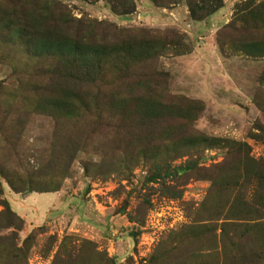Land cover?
Returning <instances> with one entry per match:
<instances>
[{"label": "rangeland", "instance_id": "obj_1", "mask_svg": "<svg viewBox=\"0 0 264 264\" xmlns=\"http://www.w3.org/2000/svg\"><path fill=\"white\" fill-rule=\"evenodd\" d=\"M205 2L220 5L194 20L188 0H42L40 14L36 0H0V201L20 218L0 202V245L24 248L14 262L53 264L65 239L62 264H97L98 253L115 264H264L259 236L217 226L241 210L264 215V0ZM73 27L93 44L124 41L141 60L94 67L88 90L63 59L32 55ZM60 76L90 109L63 118L30 108L66 92ZM138 95L158 113L140 128L120 115ZM232 141L256 164L244 170ZM31 199L26 216L48 207L47 224L19 214ZM204 225L217 226L214 241Z\"/></svg>", "mask_w": 264, "mask_h": 264}, {"label": "trees", "instance_id": "obj_2", "mask_svg": "<svg viewBox=\"0 0 264 264\" xmlns=\"http://www.w3.org/2000/svg\"><path fill=\"white\" fill-rule=\"evenodd\" d=\"M39 1L42 0H36L35 3V10L36 13L41 10L40 8L37 9V6L39 4ZM203 3L202 5H198L194 0H188V10L189 14L192 19L194 20H200L212 12L215 11V9L220 5H209L208 3L205 2V0H202ZM43 19V18H42ZM43 25V24H42ZM74 28V32L70 31H65L62 34H56V33H49L51 34V38L47 39L43 43H41V47L39 46L38 49L40 51L38 52V49H34L32 52L33 56H56V58H60L62 60V64H66V67L68 68L69 71L68 75L69 77L73 80V82L82 81L83 86L85 88H89L95 85L97 82V79L92 76L94 67L97 70V68L100 70L98 71L101 73V66L103 65H111L116 63L118 64L117 68L120 67V69H125L126 70L129 68V66L133 63H137L141 59L139 58V55L135 54V52L131 51V48L129 46L123 47L124 41L121 42L120 47H111L108 48L106 45L102 44H93L89 41V39H84L80 38L79 31ZM23 29V28H22ZM21 29V30H22ZM36 51V52H35ZM111 52H114L115 54H119L118 59L114 57V61L110 60L108 58L109 54ZM102 63H104L102 65ZM70 64V65H69ZM62 79L61 81L66 84V92L61 94V96L56 95V96H49V97H43L45 94L42 93L38 99L32 100L29 102L30 108L35 111L39 112H46V114L49 115H57L61 116L63 118H72L75 116L80 115L83 111L86 112L90 107L87 104V98L85 96H88V94H85L84 92L81 96L79 95L78 92L75 90V85L74 88L69 87V83L71 82L68 80L69 78L67 76H60ZM82 85V84H81ZM84 89V88H83ZM89 90V89H88ZM142 95H138L135 97L134 101L132 102V105L130 106L131 108H125V107H120L121 112L120 115L121 117L126 120V123L130 121L132 125L135 127H141L140 120H150V119H157L158 113H156V107L157 105L155 104L157 101L153 102L151 101H143ZM129 114L132 117V119L129 118ZM2 120L0 124H4L5 121V115L2 114ZM134 116V117H133ZM143 117V118H140ZM147 122L146 120L143 122V124ZM127 125V124H126ZM233 147H236L237 151H243L242 155L244 157H241V163L243 165V169H247L246 166L250 164L251 162L256 164V161L252 159L251 157L248 156L245 150V145H242L238 142L232 141L231 144ZM245 150V151H244ZM258 163V161H257ZM6 181L8 184L11 186V188L18 192L20 191L22 186H27L29 188H33L32 184L28 181H22L21 178L18 180V182H15L12 177H6ZM18 184V185H17ZM230 187V185H225V187ZM33 190V189H32ZM57 190L56 187H48L47 189L39 190L38 192H51ZM1 205L4 207V212H2V215L4 217H10L13 215L15 218L20 220L19 217L16 216L15 212H13L9 204L7 203L6 200L2 199ZM246 204V203H243ZM240 211V210H239ZM264 215L263 216H252L251 214H248L241 210L240 215L237 214L236 218H232L237 220V223L234 224V222L230 221H222L220 224L217 226L220 229V233L222 236H225V227L227 225H235V226H240L242 228L241 230V236L244 237L247 235L249 232L255 233L256 236H259V240H263L264 242ZM228 219V218H226ZM215 225H204L202 227H206L207 231L210 233L211 232V237L213 241L216 238L215 234V229H217ZM223 238V237H222ZM25 238L26 242L27 240ZM85 243L89 245H93L90 241L84 240ZM0 257L6 259V257L12 256V262L11 264H18L24 262L25 259V253H24V248L23 247H14V245L11 244H1L0 245ZM67 244L65 242V239L61 242L59 251L58 253L54 256L53 264H62L64 262L65 257H67ZM62 253V254H61ZM3 259V260H4ZM17 262H14V261ZM261 260L264 262V257H261ZM97 264H115L113 257H106L98 253V260L96 261Z\"/></svg>", "mask_w": 264, "mask_h": 264}, {"label": "crops", "instance_id": "obj_3", "mask_svg": "<svg viewBox=\"0 0 264 264\" xmlns=\"http://www.w3.org/2000/svg\"><path fill=\"white\" fill-rule=\"evenodd\" d=\"M54 194V193H53ZM31 195H29L27 198H29ZM60 195L57 197V195L56 194H54V196H53V198L52 199H50V201L49 202H55L56 201V199H59L60 200ZM24 201H26V199L24 200ZM34 199H31L30 200V202L29 203H27V204H25V205H23L24 206V210L21 212V213H19L21 216H23L26 220H28V224L29 225H31V223H32V226L33 225H36V226H40V225H42L43 223H45L44 221H45V219L47 218V211H48V207H43L42 209H41V212H40V214H39V216H38V213L34 216V217H32V215L29 217L28 215L26 216V214H30V209L32 210V211H35L36 209H35V207H34ZM35 206H37L36 204H35ZM30 208V209H29ZM37 216H38V218H37ZM29 217V218H28ZM40 222H42V223H40ZM48 222H46L45 224H47Z\"/></svg>", "mask_w": 264, "mask_h": 264}]
</instances>
